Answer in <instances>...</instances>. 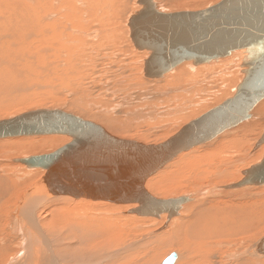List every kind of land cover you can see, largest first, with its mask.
I'll use <instances>...</instances> for the list:
<instances>
[{"label": "rangeland", "instance_id": "obj_1", "mask_svg": "<svg viewBox=\"0 0 264 264\" xmlns=\"http://www.w3.org/2000/svg\"><path fill=\"white\" fill-rule=\"evenodd\" d=\"M220 1L221 0H154V2L156 3L158 7L157 10H159L160 12H164V13H176V12H182V11H199V10L206 9L210 6H213L219 3ZM126 4L127 5L124 8V10H121L119 13L114 12L115 19L117 20V22L114 21L115 24L117 25L116 29H118L119 26L122 25V27L120 28L121 32H118L117 34L122 39V42H120V44L114 42V46L109 47L111 48V52L113 51L115 53H109L108 48H104V49L97 48L95 50H88L84 54V56L71 57V64H75L78 67H80L81 72H79L80 70L79 71L77 70V71H70L66 73L63 69L67 67V63L65 62L66 60H62V59H61L62 62H56V63L54 62L55 63L54 67L53 66L51 67L52 64L49 66L47 63H45V67H44V64L42 63L41 65L36 64L34 65V67L32 65L27 66V67L23 66L24 68L21 69L22 74L20 75L11 74L13 76L12 77L13 80L10 82L12 83H10L9 85L4 84L5 86L3 85L1 86V89H0V121L5 120V119H10V118L19 116L21 114L39 110V109L40 110L42 109L43 110L44 109L62 110L66 113L73 114L84 120L94 122L102 126L107 132H109L111 135L115 137H118L121 139H127V140H134V141H137L145 145H158V144H161L167 141L169 138L177 134L185 125L189 124L191 121L198 119L199 117H201L208 111L222 104L225 100L234 96L236 92V85L238 84V81H240V79L243 77V74L241 72L237 73L239 77L238 76L232 77L231 73L234 72L237 68L230 70V73L226 70L218 71V74L210 75L211 80H209L208 76H206V74H208L206 72L207 69H204L203 67V66H209L212 63L219 65L220 62L223 63L225 60L226 61L228 60L227 61L228 63L224 62V63H227V66L230 64H234L232 56L222 59L217 62H212L210 64L199 65V66H194L191 62L186 63L187 65L183 63L185 66H188L187 67L188 69L189 67L191 68L189 72L191 71L192 73L190 72V74L195 73L194 74L195 76L199 74V72L193 71L192 69L194 70L200 69V70L205 71L203 73H206V74H201L200 76L203 79L204 78H207V79H204V80L201 79L197 87L193 88V90L200 88V89H197L198 91L201 90L200 93L197 91L198 95L197 94L195 95L196 91L194 92L192 88L187 89L185 87L186 82L180 83L181 85L175 84L174 82L173 78L175 74L177 73L176 71L179 70L180 68L181 69L184 68L183 64L179 65L178 67L173 69L171 72L167 73L162 78H159V79L146 78L145 72H144L145 60H147V58L149 57L150 52L149 51H138L134 47L130 39V29L128 27V20L130 16L134 14L136 11H139L141 7L137 4V0H127ZM2 6L3 5H0V8ZM8 7H10L12 10H15L13 5L8 6ZM97 12L98 11L96 10L95 7H91L89 8L88 15L89 13L95 14ZM99 13H100L99 15H101L103 11L100 10ZM109 13L112 14V11L110 10ZM92 23L93 21L88 22L87 27H90ZM95 31L99 32V34L95 35L94 34ZM9 33H10L9 31L0 32V54H2L5 51L4 48L5 47L7 48L13 39ZM90 33H92L93 35V37H90V39L86 37L87 35L83 36L87 41L91 43H96V42H101V41L105 42L103 41V37H104L102 34L103 32L101 31V28L99 26L97 25L94 26ZM7 35H10V36H7ZM72 37L73 38L69 37L67 41L69 42L68 44H70V46L72 47H83L84 46L83 42H78V43L72 42V39L78 38V34H73ZM3 43L4 44L6 43V45H4ZM87 45H90V43ZM116 45L119 47H117ZM114 48L115 49L119 48V49L115 50ZM106 55H108V57H106L107 60L103 62L101 58H103V56H106ZM86 60H89L87 64L85 63ZM60 64H62L63 66L62 65L60 66ZM5 66H7V63L3 62V64L0 65V68L3 69ZM52 68L56 70L54 71L52 70ZM239 71H241V69H239ZM213 79L215 80V82ZM8 80H11V78H9ZM225 80H231V81L229 83H226ZM170 81L171 83L174 82V85H172ZM207 82L209 83V85L212 84L210 85L211 88L209 87V89L207 88L208 87ZM107 86L110 89H107L106 88ZM177 86H179L180 89L185 88L189 91L187 92H184V90L180 91V89H178ZM161 87L163 89H161ZM161 91L164 94L161 93ZM215 92L217 93V95ZM188 93H191L193 97H191L190 94L188 95ZM173 94L176 96L175 101L171 99L172 96H174ZM204 94L205 96L207 95L208 97H205ZM157 95H158V98H157ZM8 96H10L11 98H9ZM199 97L200 98L202 97L201 98L202 100H200ZM209 97L211 98L209 99ZM160 99H163V102L160 101L159 103ZM179 100L180 101L182 100L181 103L184 105L185 104L192 105L196 101L199 102V106H196V109L198 108V111L193 112V113L191 112V115H190V111L187 114L185 112L187 116L185 114L182 115L183 113H178V112L176 113V111H178L179 109V108L177 109V107L181 104V103H178L180 102ZM171 104H176L177 107ZM262 106H264V100H262V102H260L252 110L250 120L253 119L252 117L255 116L256 110L257 109L259 110ZM149 111H152L153 114L148 115ZM168 111L169 112L172 111L174 113L172 114L171 112L172 115H170ZM174 117H175V120H174ZM250 120H247L245 122H248ZM243 123H241L240 125H242ZM261 125H262L261 130H264V117H263ZM239 126H236L235 128L225 131L224 133H222L221 135H219L218 137H216L214 140H212L209 143H206L202 146L195 147L191 149L190 151L185 152L184 155L181 154V156L177 157L178 159L176 162L179 163L183 161L184 162H187L189 160L191 161L193 160L192 157L193 158L198 157L199 155H202V153H205V151L211 150L210 148L213 149L214 148L213 146H215V144L217 146V143H219L223 137L227 136V134H230V132H232L231 130H235ZM263 132L264 131H262V133L259 132L260 134H257L256 136L257 138L254 144L252 145V148L250 149L249 155H252L251 153H253L254 155L255 153L259 151L258 149V151L254 153V148L256 147L255 145L258 143L257 141H260L259 139H261V137L263 136ZM54 136H60V135H54ZM54 136H49V137H54ZM60 137L68 138L67 142L68 141L70 142L69 137L67 136H60ZM36 138H38V136L37 137L34 136L30 138L29 137L9 138L6 140L2 139L0 140V149L5 148L6 149L5 152L7 153V156L9 157L12 156L11 157L12 159L13 158H24V157L28 158L29 156L32 157V156L50 154L54 152L55 150H57L58 148L69 143V142L68 143L64 142V140H62L61 144L58 143L57 145H55L56 144V141H55L52 144L45 145L44 147L42 146L39 148L32 147L29 150L22 146V145L37 142L38 139ZM39 138H43V137H39ZM44 139H47V137H45ZM246 152H248V149L246 150ZM183 156L185 158H183ZM263 156L264 154L262 153L261 158H259V162L261 159L264 158ZM181 157L183 161L180 159ZM253 158L254 157H249L246 160L247 162L246 161L245 163L242 162L240 166L238 164L240 168L237 170L236 174L237 175L238 173L241 174L242 170H246L250 168L253 163L255 164L258 162V160L257 162L256 161L253 162ZM10 161H11L10 158L2 160L4 164H8V166H10L9 171L13 172L15 171V169H17L18 173L21 172L22 175L21 173L18 174L17 172H13V173H15L16 175L15 177H18V178L24 177L25 181L26 180L29 182L31 181V177L27 174L43 171L40 169H32V171H30L31 169H27L26 167L25 169L24 165L22 168L20 166V170H19V167L17 168L13 164H11ZM176 164L177 163H174L173 165L174 167L172 168L173 170L176 168L175 167ZM163 169H161V172ZM172 169L165 170V171L163 170L165 173H163L162 175L155 176L157 173L159 174L160 171H158L156 174H154L155 177L151 176L150 178H148L146 181V183L148 184L146 185L145 183L146 190L156 198L171 199V198H178L179 196L188 197L191 194H195L196 191L199 192L201 190L207 189L210 186L215 187L219 184V183L217 184L211 181H207L208 183L202 182L201 185L197 187L195 186L185 187L181 184V181L183 179H180L177 181L176 185L171 181L175 185V186L173 185L174 186L173 187L172 183H169L171 178H168L170 176ZM28 170L30 172H28ZM236 174L233 177H235ZM44 176H45L44 174H41V176L33 177V178H37L35 182L38 183L42 180V178H44ZM153 177L154 179L156 178L157 181L160 180L161 177H163V182H164L163 184L165 185L169 184L171 187H168V190H167L165 188H162L164 186L162 187L160 186L159 187L160 193L157 191H154L153 189L151 190L150 186L152 183L150 179ZM148 180H150L149 181L150 183L148 182ZM156 180H154L153 182H156ZM20 181L22 182V180ZM226 181L227 182H224V183L230 182L228 180ZM231 182L235 183V180L233 179L231 180ZM224 183H220V185H223ZM207 184H208V187H207ZM32 185L33 184L28 186V183H27L26 187L29 188ZM263 197H264V186L250 187L249 189L242 190L241 192L235 191L232 193L230 192L223 193V194H220V196L216 197L217 201L221 200L220 202H222V204L226 203V205L223 204L222 207L228 213H229L228 209L230 208V205L231 204L235 205L233 207L231 206L232 210L230 211V214H227L230 224L231 222L234 221L233 217L235 213L237 215V213L240 214V212L242 211L241 215L244 213L245 216L244 214L242 216L246 218L244 219L245 221L241 220L239 224L231 225V230L229 231V235L226 238H223L226 240L221 239L222 240L221 241L216 238L215 239L216 241L215 240L211 241L214 243L216 242L215 244L214 243L212 244L213 246L212 245L210 246V248L213 249L212 251L209 247L204 249V250L208 249L206 251L202 249L199 250L196 248H192V251H189L184 247H182L181 250L177 251V248L179 246L177 248L172 247V246H175L173 245L175 242L171 243V241L175 237L171 236V233L175 232L176 231L175 227H177V225H181V223L175 224L174 226L173 224H171L169 227L164 228V230L160 231V229H162L166 223V220L164 218H160V219L152 218L150 220L148 218L144 219L143 217H139L135 214H129V211L131 210V208L126 209L127 211L125 209L121 210L123 208L122 205L111 204L108 202L104 203L101 201L98 203L93 201L94 203H97V204H93L92 201L86 200V203L88 204V208H90V215L92 216L93 222H96V224H98L97 223L99 222L98 217L100 216L105 217L107 219H113L114 217V218H117V220L113 219L114 220L112 221L113 225L107 228L106 233L101 235L102 237H99V240H97V242L94 243L95 245L87 243L85 244L84 248H80L78 246L75 247L77 243L75 242L74 238L76 237H73L71 235V238H67L64 241H61V243L62 245H69V246H73L74 248H77L76 250H74L76 251L75 252L76 254L74 253L73 255V253H71L69 258H68L69 256L68 255L66 259H64L65 257L64 258L62 257L61 259V255H58L56 253V247L57 245H59L56 240L57 238L55 239L53 236H50L48 233L46 232L44 233L47 234V235L45 234V236H47L49 239L53 253L56 255V259H57L56 262L58 264H62V263L63 264H78V263L79 264H108V263L109 264H160L171 253L180 254L179 259L176 262L177 264H181V263L182 264H242L244 261H247L250 264H252L253 262L255 263V261L262 263L264 262V257L263 258L262 257L260 258L259 257L258 258L249 257L248 258L244 256L239 259L238 257L240 254L253 249L255 244L264 238V198ZM212 198L215 199V197H212ZM71 200L75 202L76 204L83 202V201H80L81 199L71 198ZM125 205H128V204H125ZM234 207H237V208H234ZM239 208L243 210H240ZM245 209L246 211H249V212L247 213ZM229 215L232 217H229ZM179 216L176 218H180ZM184 217L186 218V216ZM172 220L171 222H173ZM68 229L66 230V226H62L60 230L61 235L65 236L66 234H68L67 232ZM121 230L124 233L122 232L121 234ZM245 231L248 233H245ZM125 232L127 233L125 234ZM80 234L81 233H78V236H80ZM116 235H118V238L112 239V236L115 237ZM162 236H164L163 240L160 239L162 238ZM164 240L165 242L167 243L170 242V243L169 244L164 243ZM161 242L164 243L162 247L160 246L162 245ZM219 242H221V244H223L224 242L223 246L215 247V245L219 244ZM165 244L167 245L164 246ZM88 247H91L92 249ZM79 248L81 250H78ZM11 253L9 252L7 254L9 257L6 261L9 264H14L16 261H14L13 259L14 254L13 253L11 254ZM202 253H206V254L203 255ZM207 256H209V258H207ZM74 257H78V258L75 259ZM80 257L83 258L85 262H82L83 260L82 259L80 260L79 259ZM71 259L73 260V262H71L72 261ZM74 260L78 262L75 261L76 262L75 263ZM6 261L2 264H8L6 263Z\"/></svg>", "mask_w": 264, "mask_h": 264}, {"label": "bare ground", "instance_id": "obj_2", "mask_svg": "<svg viewBox=\"0 0 264 264\" xmlns=\"http://www.w3.org/2000/svg\"><path fill=\"white\" fill-rule=\"evenodd\" d=\"M126 3H127V0H4V1L2 0V1H0V5H3L0 8V15H1L0 16V32L1 31H9L10 32L9 34L13 38L12 41L10 42L9 46L7 48L5 47L6 49L4 48L5 51L4 52L2 51L3 53L0 54V65L3 64V62L7 63V66H5L3 69L0 68V89H1L2 85L5 86V85H9L10 83H12V82H10L13 80L12 75L22 74L21 69L24 68L23 66L27 67V66L32 65L34 67V65H36V64L41 65V63H42V64H44V67H45V63H47L49 66L52 64L51 67L52 66L54 67L56 62H62V60H66L65 62L67 63V67L63 69L66 73H68L70 71H77V70L78 71L80 70L79 72H81L80 67H78L75 64H71V57L84 56V54L88 50H95L97 48H103V49L108 48L109 53H115L113 51L111 52V48H109V47H113L114 42H116L118 44H120V42H122V39L117 35L118 32H121L120 28L122 27V25L119 26L118 29H116L117 25L115 24L114 21L117 22V20L115 19L114 12L119 13L121 10H124V8L127 5ZM11 5H13L15 10H12L10 7H8ZM87 6H88V8H87ZM91 7H95L98 12L95 14L89 13V15H88L89 8H91ZM156 8H158L157 5H156ZM100 10L103 11V13L101 15H99ZM110 10L112 11V14L109 13ZM90 21L91 22L93 21V23L90 25V27H87V23ZM96 25L101 28V31L103 32L102 34L104 36L103 41H105V42L101 41V42L91 43L83 37L86 35H87L86 37L89 39H90V37H93L92 33H90V32L93 29V27ZM73 34H78V38L72 39V42H74V43L83 42L84 43L83 47H72V46H70V44H68L69 42H67V41H68L69 37L73 38L72 37ZM94 34L98 35L99 32L95 31ZM10 35H7V36H10ZM122 36H124V35H122ZM88 42L90 43V45H87V44H89ZM110 43H112V44H110ZM4 45H6V43ZM117 47H119V46H117ZM125 48H127V47H125ZM118 49H115V50H118ZM236 55L239 57L238 54H236ZM236 55L232 56L234 64H230L227 66L228 60L227 61L225 60L224 62H227V63H224V62L221 63L220 62L219 65L212 63L209 66H203L204 69H207L206 72L208 74L203 73L205 71L200 70V69L199 70L192 69L193 71L199 72V74L196 73L197 76L194 75L195 73L190 74L191 71L189 72V70L191 68L189 67V69H188L187 68L188 66H185L183 64V67H184V68H182L183 70L179 67L180 69L176 71L177 75L175 74V76L173 78L174 82H175V84H180V83L186 82L185 87L187 89L192 88V90H193V88L197 87L199 81L201 79H203L200 76L201 74H206V76H208L209 80H211L210 75L218 74V71L226 70L230 73V70L237 68L234 72L231 73V75H232V77L238 76L237 73H240L241 71H239V69H240L239 64H238V62H236L237 60H235V57H237ZM106 57H108V55L103 56V58H101V60H103V62L106 61L107 60ZM88 61L89 60H86L85 63L87 64ZM53 63H54V65H53ZM186 63H189V62H185V64ZM61 65L62 64H60V66ZM28 69H29V67H28ZM52 70L55 71L56 69L52 68ZM25 75H26V73H25ZM240 77H242V76H240ZM9 78H11V80H8ZM243 78H244V75L240 79V81H238V84L236 85V89H237V86L241 83ZM204 79H207V78H204ZM15 80H14V82H15ZM30 81H31V79H30ZM230 81L231 80H225L226 83H229ZM174 82L171 83V81H170V83L172 85H174ZM214 82H215V80H214ZM210 85H212V84H210ZM210 85L208 83V87H207L208 89H209ZM183 86H184V84H183ZM200 86H202V85H200ZM177 87H178V89H180L179 86H177ZM10 88H11V86H10ZM106 88L110 89L108 86ZM161 89H163V88L161 87ZM187 89L183 88V89H180V91L184 90V92H187V91H189ZM197 89H200V88H197ZM197 89L193 90L194 92L196 91L195 95L197 94V91H198ZM192 90H191V92H192ZM178 91H176V92H178ZM198 92L200 93L201 90ZM153 93H154V91H153ZM161 93H163V92L161 91ZM151 94H150V96H151ZM181 94H182V92H181ZM189 94L191 95V97H193V95L191 93H188V95ZM216 95H217V93H216ZM204 96H205V94H204ZM8 97L11 98L10 96H8ZM205 97H208V96L206 95ZM157 98H158V95H157ZM175 98H176V96L174 95V96H172L171 99H173L175 101ZM201 98L199 97L200 100H202ZM210 98L211 97H209V99ZM163 99H160L159 103H160V101L163 102ZM214 100H216V99H214ZM181 101L178 103H181ZM193 101H195V100H193ZM171 105L177 107L176 104H171ZM171 105H169V106H171ZM196 106H199V102H197V101L194 102L192 105H189V104L184 105L181 103L177 107V109L178 108L179 109H178V111H176V113L177 112L183 113L182 115H184L185 112L187 114L190 111V115H191V112L193 113V112L198 111V108L196 109ZM161 107H162V105H161ZM169 108H171V107H169ZM172 111H174V110H172ZM171 112L168 111V113H170V115H172L174 113V112H172V114H171ZM152 114H153L152 111L148 112V115H152ZM21 115H23V114H21ZM177 117H179V116H177ZM177 117H176V119H177ZM197 117H198V115H197ZM263 117H264V106H262L259 110L258 109L256 110L255 116L252 117L253 119H251V120L249 119L250 121L243 123L237 129L231 130L232 132H230V134H227V136L223 137L222 140L219 143H217V146L215 144L216 147L213 146L214 147L213 149L210 148L211 150L205 151V153H202V155H199V156L197 155L198 157H195V158L192 157L193 160H191V161L189 160L187 162H184L182 157L180 159L183 162H179V163L176 162L178 159L177 158L178 156H177L175 158L176 160L174 159L172 162L166 164L163 167L164 169L161 168L165 171V170L172 169L174 167L173 166L174 163L178 164V165L176 164L177 166L175 165L176 168L174 170L172 169L170 176L168 177V178H171L169 183L173 182L175 185L177 184V181L180 179H183L181 181V184L185 187H191V186L197 187V186H200L202 182L205 183L207 181H211V182H214L217 184L219 183L215 187H211V186L208 187V184H207V187H208L207 189L201 190L199 192L196 191L195 194H191L190 196H188V197H191L193 199L192 202L183 208V210L179 214V215H181V216H179L180 218H176V219L173 218L174 219V220H172L173 222L170 221V224L167 225V227H169L171 224H173V226H174L175 224L181 223V225H177V227H175V229H176L175 232H172V233L169 232V233H171V236L175 237L171 241V243L175 242L173 244L175 246H172V247L177 248L179 246L177 248V251L181 250L182 247L186 248L189 251H192V248H196L199 250L200 249L204 250L205 248H208V247L210 248V246L214 243L211 241H214L216 238L218 240H221V239L226 240L223 238H226L229 235V231L231 230V225L239 224L241 222V220H244L246 218V217L242 216L244 213L241 215L242 211L240 212V214L237 213V215L235 213L234 217H233L234 221L231 222V224H230L227 214H230V211L232 210L231 208L235 205H232V204L230 205V208L228 209L229 210V213H228L222 207V205L223 204L226 205V203L222 204V202H220L221 200H219L221 197L218 199L219 201L216 200V197L220 196V194H223V193H228V192L232 193L235 191L241 192L242 190L249 189L250 187H262V186H244V187H240V188H236V189L231 188L232 185L239 183L244 178V173L247 170H249L252 166H255V165L261 163L263 160V159H261L259 162V158H261L262 153L264 154V144L261 145L259 148H257V144H256L255 145L256 147L254 148V153L257 152L258 149H259V151L257 153H255L254 155H253V153H251L252 155H249L250 149L252 148V145L254 144V142L257 138L256 137L257 134H260V133H262V131H264V130H261V126H262L261 123H262ZM174 120H175V117H174ZM193 121H195V120H193ZM193 121H191V122H193ZM221 134H219V135H221ZM49 136H54V135H38V138H36V139H38L37 142L22 145V146L29 150L32 147H38V148L41 146L44 147L45 145L52 144L55 141H56L55 145H57L58 143L61 144L62 140H64V142H67V139H68V138L60 137L61 135L60 136H54V137H49ZM21 137H29L30 138V137H34V136H21ZM35 137H37V136H35ZM39 137H43V138H39ZM45 137H47V139H44ZM9 138H18V137H6V138H1L0 140H2V139L6 140ZM48 138H50V139H48ZM259 140H261V139H259ZM257 142H259V141H257ZM20 143H22V142H20ZM207 143H209V142H207ZM204 144H206V143H204ZM204 144H201L199 146H202ZM196 147H198V146H196ZM247 149H248V152H246ZM5 150H6L5 148L0 149V237H1L0 238V264L4 263L8 259L9 256L7 254L9 252L10 253L12 252L14 254L13 259H14V261H16L14 264H58L56 262V260H57L56 255L53 253L49 239L47 236H45L46 233H48L50 236H53L55 239L57 238L56 240H57V243L59 245H57V247H56V253L58 255H61V259H62V257L63 258L65 257L64 259H66V257L68 255H69L68 258L70 257L71 253H73V255H74V253L76 252L74 250H76L77 248H74L73 246H69V245H62L61 241H64L67 238H71V235H72L73 237H76V238H74L75 242L77 243V245L75 247L78 246L80 248H84L85 244H87V243L94 244L95 242H97V240H99V237H102L101 235L106 233L107 228L113 225L112 221L117 220V218H114V217H113V219H114L113 220V219H107L105 217L100 216V217H98L99 222H97L98 224H96V222H93V220H92V216L90 215V208H88V204L86 203V200H88V199L80 198L81 199L80 201H83V202L76 204L75 202H73L71 200V198H73L71 196L53 195V194L44 192L43 190L50 188V184L53 183V180H50V174L48 173V171L46 169H43L40 167L27 166L25 163L21 162L22 160L30 159L31 158L30 156L28 158L24 157V158H13L12 159L11 158L12 156L11 157L7 156V153L5 152ZM188 151H190V150H188ZM188 151H184V152L180 153L179 156H181V154L184 155V153L188 152ZM32 157H35V156H32ZM249 157H254L253 162L254 161L257 162V160H258V162L255 164L253 163L250 168H248L246 170H242L241 174L238 173V175H237L236 172L240 168L239 167L240 164L242 162L245 163V161ZM8 158H10L11 164L16 166L17 168L19 167V170H20V166L22 168L24 165V168L26 167L27 169H31L30 171H32V169H40L43 171L27 174L31 177V181H30L31 183H30L27 180L25 181L24 177L23 178L15 177L16 175L13 172H17L18 171L17 169L14 168L15 171H13V172L9 171L10 166H8V164H4L2 162V160L8 159ZM183 158H185V157L183 156ZM238 164H239V166H238ZM161 169L159 170L160 171L159 174L157 173L155 176L162 175L163 173H165L163 170L161 172ZM30 171L28 170V172H30ZM19 173H21V172H19ZM41 174L45 175L44 178H42L41 181L39 180L40 182L36 183L35 180L37 178H33V177H39V176H41ZM235 174H236V176L233 177ZM21 175H22V173H21ZM152 176H154V175H152ZM154 177L150 179L151 183H152L150 186L151 190L153 189L154 191H157L160 193V191H159L160 186L161 187L164 186L162 188H165L167 190H168V187H171L169 184H166V185L163 184L164 183L163 177H161L160 180H158V181L156 180V178L154 179ZM165 178H166V176H165ZM19 179L22 180V182H24V183H22ZM233 179L235 180V183H232L234 181L231 182V180H233ZM150 180H148V182ZM154 180H156V182H153ZM226 180H228L230 182L224 183V182H227ZM27 183H28V186L31 184H33V185L30 186L29 188H27L26 187ZM173 183H172V186L174 185ZM220 183H224V184L220 185ZM147 184L148 183H146V185ZM213 186H214V184H213ZM212 197H215V199ZM208 198H209V200H208ZM73 199H75V198H73ZM97 203L93 202V204H97ZM104 203H107V202H104ZM122 206H123V208L121 210H124V209L126 210V209H130V208L133 209V208L137 207V205H135V204H128V205H125V206L122 205ZM228 206H227V208H228ZM234 208H237V207H234ZM242 208H244V207H242ZM239 209L243 210L241 208H239ZM257 210H258V208H257ZM245 211H246V209H245ZM246 212L248 213L249 211H246ZM259 212H260V210H259ZM184 216H186V218ZM244 216H245V214H244ZM229 217H232V216L229 215ZM143 218L144 219L148 218L149 220L152 219L149 217H143ZM161 218H164L165 220H167L166 215H163ZM248 218H250V217H248ZM153 219H155V218H153ZM62 226H66V230L69 227V229L67 231L68 234H66L65 236H62L60 233ZM241 226H242V224H241ZM253 228H252V230H253ZM44 232H46V233H44ZM122 232L123 231L121 230V234H122ZM78 233H81L80 236H78ZM126 233L127 232H125V234ZM245 233H248V232L245 231ZM163 237L164 236H162V238H160V237H158V238L163 240L164 239ZM116 238H118V235H116L115 237L112 236V239H116ZM72 241H74V240H72ZM259 242L255 244L253 249L248 250V251L240 254L238 259L242 258L244 256L248 257V258L249 257H256V258L262 257L263 258L264 255L261 256L256 252V249H257ZM164 243H167V242H165V240H164ZM164 243L161 242L162 245H160V246L162 247ZM169 243H167V244H169ZM167 244H165L164 246H166ZM223 244H224V242H223ZM223 244H221V242H219V244H216L217 246L215 245V247H222ZM80 248L78 250H81ZM88 248L92 249L91 247H88ZM210 249H211V251L213 250L212 248H210ZM210 249H209V251H210ZM206 250H208V249H206ZM206 250H204V251H206ZM214 250H215V248H214ZM172 254L173 253H171L170 255H172ZM175 254L177 255V258H176V261L174 264H177L176 262L178 261L180 254L179 253L178 254L175 253ZM202 254L204 255L206 253H202ZM74 258L77 259L78 257H74ZM207 258H209V256H207ZM79 259L83 260V258H81V257ZM166 259H164L162 261V263ZM159 260H161V259H159ZM75 261L76 260H74V262ZM71 262H73V260ZM76 262H78V261H76ZM82 262H85V261L83 260ZM6 263H8V262L6 261ZM10 263H12V262H10ZM158 263H159V261H158ZM162 263H160V264H162ZM262 263H264V262H262ZM262 263L255 261V263L253 262L252 264H262ZM242 264H250V263L247 261H244Z\"/></svg>", "mask_w": 264, "mask_h": 264}, {"label": "water", "instance_id": "obj_3", "mask_svg": "<svg viewBox=\"0 0 264 264\" xmlns=\"http://www.w3.org/2000/svg\"><path fill=\"white\" fill-rule=\"evenodd\" d=\"M141 7L128 20L130 39L138 51H149L145 76L159 79L185 62L194 66L235 57L244 75L233 97L184 126L158 145H144L111 135L102 126L62 110H35L0 121V139L61 135L70 142L47 155L22 160L46 169L53 195L86 198L116 205L135 204L129 214L169 222L192 202L191 197L155 198L146 180L180 153L210 142L251 118L264 100V0H221L199 11L162 13L154 0H137ZM264 144V132L257 148ZM264 185V158L231 188ZM256 252L264 255V238ZM173 253L162 264H174Z\"/></svg>", "mask_w": 264, "mask_h": 264}]
</instances>
